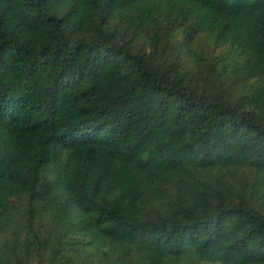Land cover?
Wrapping results in <instances>:
<instances>
[{
    "label": "trees",
    "instance_id": "16d2710c",
    "mask_svg": "<svg viewBox=\"0 0 264 264\" xmlns=\"http://www.w3.org/2000/svg\"><path fill=\"white\" fill-rule=\"evenodd\" d=\"M261 82L264 0H0V264H264Z\"/></svg>",
    "mask_w": 264,
    "mask_h": 264
},
{
    "label": "rangeland",
    "instance_id": "374dc122",
    "mask_svg": "<svg viewBox=\"0 0 264 264\" xmlns=\"http://www.w3.org/2000/svg\"><path fill=\"white\" fill-rule=\"evenodd\" d=\"M255 84V83H254ZM260 84V86H263L264 87V83L263 82H261V83H259ZM253 85V84H252ZM244 91H245V87H244ZM243 93V91L242 92H240V93H238V94H242ZM238 96V95H237ZM184 264H200L199 262H198V260H196L195 258L194 259H191L190 261H188V262H186V263H184Z\"/></svg>",
    "mask_w": 264,
    "mask_h": 264
}]
</instances>
